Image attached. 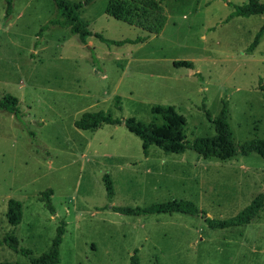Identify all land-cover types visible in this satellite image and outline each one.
I'll return each mask as SVG.
<instances>
[{"label":"rangeland","instance_id":"obj_1","mask_svg":"<svg viewBox=\"0 0 264 264\" xmlns=\"http://www.w3.org/2000/svg\"><path fill=\"white\" fill-rule=\"evenodd\" d=\"M246 1L162 0L159 33L116 46L94 36L81 44L56 25L37 34L55 15L51 0H12L6 17L0 0V97L14 96L21 114L17 119L0 110V262L31 264L64 221L56 264H128L132 255L138 264H264V201L248 224L225 228L208 227L200 215L133 216L110 209L183 199L210 218H228L264 194L259 155L218 160L149 145L144 161L140 140L122 124L94 131L73 125L82 112L96 110L156 122L150 107L171 105L191 141L213 133L201 106L214 116L225 102L235 144L264 139V31L245 50L264 12L228 18L227 2ZM106 2L90 0L78 10L91 32L112 40L144 35L106 15ZM179 60L191 68L174 66ZM153 153L164 161L162 173L144 177L146 164L159 160ZM103 174L112 187L110 201ZM47 189L53 213L39 199ZM10 199L21 205L15 226L5 218ZM10 234L16 251L2 243Z\"/></svg>","mask_w":264,"mask_h":264},{"label":"trees","instance_id":"obj_2","mask_svg":"<svg viewBox=\"0 0 264 264\" xmlns=\"http://www.w3.org/2000/svg\"><path fill=\"white\" fill-rule=\"evenodd\" d=\"M11 1L12 0H5L4 17L11 12ZM51 1L54 4L55 15L40 26L37 34L48 26L56 25L64 27L69 33L76 35L78 42L81 44H86V39L89 36H94L106 45L113 44L119 46L123 43L141 42L150 35L159 33L165 21L164 11L161 5L162 0H107L104 8L106 15L116 20L123 21L128 25L135 26L144 32L143 36H137L134 39L112 40L104 38L99 33L91 32L88 29V22L80 18L78 10L83 4L88 3L90 0H84L83 2H72L69 0ZM227 4L232 7V11L228 15V18L232 16H249L264 12V1L247 0L241 4H232L228 2ZM263 31L264 22L259 26L251 43L245 50L251 51L258 44ZM173 65L186 68H191L192 66L190 61L182 60L174 61ZM196 75L199 76V73H196ZM259 89L264 99V84H259ZM201 109L206 119L212 124L213 133L208 136L196 137L191 141L185 140L183 134V119L171 105H152L150 107L151 113L156 115L154 118H158L159 120L156 122L149 121L147 123H141L130 117H112L102 110H96L82 112L79 117L73 121V125L77 129L94 131L101 124H122L140 140L143 155H146L149 145H154L162 151L170 153H181L185 149H191L202 158L226 160L236 155L256 153L264 160V139L251 138L238 144L233 142L227 124V108L225 102H222L219 112L214 116H211L203 105ZM0 110L11 114L17 119L21 117L17 108L16 98L9 93H5L0 97ZM102 179L104 182L106 199L110 201L113 192L109 178L106 174H103ZM50 194V189H47L39 195V199L44 200V205L53 213V208L49 202ZM263 201L264 194L259 192L251 198L246 206L225 219L210 218L206 216L203 210H199L191 201L183 199H170L143 207L110 205V209L114 212L133 216L173 212L200 215L208 227L225 228L248 224L262 208ZM5 218L7 223L11 226H15L19 223L21 220V205L17 200L10 199L7 201ZM64 225V221H61L56 227L55 235L47 251L32 259L30 261L31 264H56L58 258L57 249L61 242ZM2 243L11 250L16 251L18 249L16 239L12 234L7 235ZM19 251L23 254H27V251L24 249L19 248ZM0 264L11 263L2 261ZM128 264H138L135 255L130 257V262Z\"/></svg>","mask_w":264,"mask_h":264},{"label":"crops","instance_id":"obj_3","mask_svg":"<svg viewBox=\"0 0 264 264\" xmlns=\"http://www.w3.org/2000/svg\"><path fill=\"white\" fill-rule=\"evenodd\" d=\"M154 154H156V156H154L153 158L159 159V160H157V162H154V163L146 164L147 166L143 170V176L144 177H150V175L158 176L160 173H162V172H160V170H163V167H160V164H161V162L163 164L164 161L161 160V157H157V155L160 153H153V155ZM148 156H149L148 153H146V155H143L144 161H147ZM149 165H152V166H149ZM170 170H172V169H170Z\"/></svg>","mask_w":264,"mask_h":264}]
</instances>
